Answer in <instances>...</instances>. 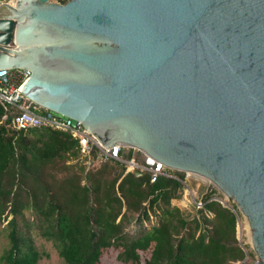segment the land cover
I'll use <instances>...</instances> for the list:
<instances>
[{"label":"water","instance_id":"obj_1","mask_svg":"<svg viewBox=\"0 0 264 264\" xmlns=\"http://www.w3.org/2000/svg\"><path fill=\"white\" fill-rule=\"evenodd\" d=\"M8 3L0 69L30 71L25 96L105 147L209 179L264 264V0Z\"/></svg>","mask_w":264,"mask_h":264},{"label":"trees","instance_id":"obj_2","mask_svg":"<svg viewBox=\"0 0 264 264\" xmlns=\"http://www.w3.org/2000/svg\"><path fill=\"white\" fill-rule=\"evenodd\" d=\"M5 112L0 105V120ZM125 150L123 158L143 162L141 151ZM96 157L94 148L87 167L78 139L67 131L23 132L7 119L0 122V264H38L33 231L52 243L64 264H98L111 247L131 264H141L146 251L145 264H233L255 255L239 244L236 204L214 199L216 188L201 197L197 214L186 217L172 204L181 196L184 173H175L181 180L150 182L148 174L135 176L118 162L97 164ZM152 215L155 222L137 235L126 230L133 219Z\"/></svg>","mask_w":264,"mask_h":264},{"label":"built area","instance_id":"obj_3","mask_svg":"<svg viewBox=\"0 0 264 264\" xmlns=\"http://www.w3.org/2000/svg\"><path fill=\"white\" fill-rule=\"evenodd\" d=\"M10 0H0V5L8 3ZM54 2L53 0H50ZM64 1V0H56ZM56 2V3H58ZM1 32V30H0ZM14 38L5 45L6 48L15 47ZM30 71L25 68H4L0 69V105L6 111L2 116V120H8L11 128L27 132L30 129L49 127L52 129H59L69 132L74 138L78 139L79 151L87 167L91 165V153L94 148L97 149V157L95 163L105 161L118 162L125 167V172H132L134 169H139L148 174L150 182H156L160 176H172L167 166L159 160L145 155L143 162H138L135 159L123 158L120 154V144H115L110 147L103 146L96 137L85 129L82 121L65 116L58 112L43 108L33 103L20 90L21 85L29 76ZM181 180V179H179ZM184 180L182 179L181 182ZM214 199H216L214 197ZM222 204L225 200L216 199ZM196 209L202 207V201L194 200Z\"/></svg>","mask_w":264,"mask_h":264},{"label":"rangeland","instance_id":"obj_4","mask_svg":"<svg viewBox=\"0 0 264 264\" xmlns=\"http://www.w3.org/2000/svg\"><path fill=\"white\" fill-rule=\"evenodd\" d=\"M54 2H58L56 0H53ZM66 0L58 3H64ZM127 151L128 147H125ZM145 154L139 153L137 155V159L141 161L144 159ZM76 162V161H74ZM110 163L115 164L113 161H108ZM120 166V165H119ZM171 175L175 178H178L176 176V172H182L184 173L183 178V189L181 191V196L179 198L173 199L172 204L178 206L183 214L186 217H191L194 214H197V209L193 204L194 200H200L201 197H203L206 193L211 192V189L214 187L217 189V194L215 195L216 199H223L228 204H231L232 200H228L223 193L220 192V190L208 179L194 174L190 172H184L179 171L175 169L169 170ZM179 179V178H178ZM220 194V195H219ZM212 216V214H210ZM155 222V219L153 215L151 216V220H144L142 222H136V220H132L131 223L127 226L126 230L131 235H137L141 230L149 228L151 224ZM250 227L248 225L247 220L244 218V216L241 214V217L238 218L237 222V238L239 241V244L243 247V250L247 253L248 250H252V246L250 243ZM32 237L34 240V244L36 248L40 251L42 257L39 260L38 264H64L63 258H61L57 252V250L52 246V243L49 241H46L44 238L38 236L36 232H32ZM1 240V239H0ZM247 245L248 248L245 246ZM121 251V249L116 248H109L105 250L98 262V264H131V263H124L120 260H118V254ZM254 252V251H253ZM255 253V252H254ZM141 264H145V260L149 257L150 252H141ZM257 261V255L253 257L246 256L244 260L233 262V264H255Z\"/></svg>","mask_w":264,"mask_h":264},{"label":"bare ground","instance_id":"obj_5","mask_svg":"<svg viewBox=\"0 0 264 264\" xmlns=\"http://www.w3.org/2000/svg\"><path fill=\"white\" fill-rule=\"evenodd\" d=\"M11 7H14L13 5H10ZM209 180V179H208Z\"/></svg>","mask_w":264,"mask_h":264}]
</instances>
